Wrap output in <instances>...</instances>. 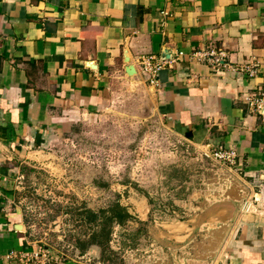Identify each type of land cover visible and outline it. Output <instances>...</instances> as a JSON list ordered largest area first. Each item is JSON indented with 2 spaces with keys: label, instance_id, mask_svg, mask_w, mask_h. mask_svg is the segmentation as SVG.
<instances>
[{
  "label": "crops",
  "instance_id": "crops-1",
  "mask_svg": "<svg viewBox=\"0 0 264 264\" xmlns=\"http://www.w3.org/2000/svg\"><path fill=\"white\" fill-rule=\"evenodd\" d=\"M203 49L222 55L217 69ZM146 56L160 66L154 84ZM140 81L180 137L235 152L236 183L196 213L219 239L211 264H264V116L245 102L264 91V0H0V264H25L37 245L17 202L25 159Z\"/></svg>",
  "mask_w": 264,
  "mask_h": 264
},
{
  "label": "rangeland",
  "instance_id": "rangeland-1",
  "mask_svg": "<svg viewBox=\"0 0 264 264\" xmlns=\"http://www.w3.org/2000/svg\"><path fill=\"white\" fill-rule=\"evenodd\" d=\"M25 160L17 202L31 238L47 251L90 264L213 262L219 239L197 230L196 213L236 183L232 164L176 134L147 84L121 86ZM115 202L132 217L107 223L97 244L102 210Z\"/></svg>",
  "mask_w": 264,
  "mask_h": 264
},
{
  "label": "built area",
  "instance_id": "built-area-1",
  "mask_svg": "<svg viewBox=\"0 0 264 264\" xmlns=\"http://www.w3.org/2000/svg\"><path fill=\"white\" fill-rule=\"evenodd\" d=\"M200 58L206 60L208 64L213 68L217 69L221 62V54L216 53L212 49H203L195 53ZM141 65L143 72L147 77V81L150 84H154L158 81V70L159 64L152 60V57L146 56L141 59ZM246 69H249L248 65H245ZM252 74L253 71H249ZM245 102L248 107L260 115L264 116V91L257 90L251 92L246 98ZM213 155L227 163L233 164L235 159V152L233 150H215ZM13 258H17V254H11ZM19 261L25 264H64L63 258L59 254L51 253L47 249L41 247L39 244L35 245L30 250H24L19 254Z\"/></svg>",
  "mask_w": 264,
  "mask_h": 264
},
{
  "label": "trees",
  "instance_id": "trees-1",
  "mask_svg": "<svg viewBox=\"0 0 264 264\" xmlns=\"http://www.w3.org/2000/svg\"><path fill=\"white\" fill-rule=\"evenodd\" d=\"M102 212H108V214L105 213L106 215H104V220L101 229L105 232L101 236V239L96 242L97 244H102L109 234V228L106 226L107 223L111 224L115 222L117 224H122L127 219L132 217V215L126 210V208L120 205L118 202L113 203L107 209L102 210Z\"/></svg>",
  "mask_w": 264,
  "mask_h": 264
},
{
  "label": "water",
  "instance_id": "water-1",
  "mask_svg": "<svg viewBox=\"0 0 264 264\" xmlns=\"http://www.w3.org/2000/svg\"><path fill=\"white\" fill-rule=\"evenodd\" d=\"M164 51V56H166V57H170V52L169 51H167L166 49L165 50H163ZM125 71L127 72V74L128 75H133L134 73H135V70H134V68H133V66L132 65H128L126 68H125ZM19 228V227H18Z\"/></svg>",
  "mask_w": 264,
  "mask_h": 264
}]
</instances>
